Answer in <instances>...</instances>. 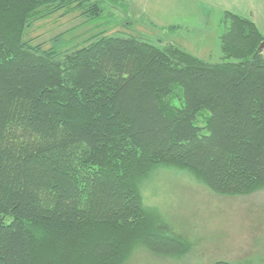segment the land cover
I'll list each match as a JSON object with an SVG mask.
<instances>
[{
    "label": "trees",
    "instance_id": "trees-1",
    "mask_svg": "<svg viewBox=\"0 0 264 264\" xmlns=\"http://www.w3.org/2000/svg\"><path fill=\"white\" fill-rule=\"evenodd\" d=\"M107 3L0 0V264L183 255L187 243L144 204L142 183L160 166L188 170L219 195L264 186L257 25L227 12L218 64L104 32L64 53L25 39L58 14L104 18ZM61 230L73 233L68 243L53 235Z\"/></svg>",
    "mask_w": 264,
    "mask_h": 264
},
{
    "label": "rangeland",
    "instance_id": "rangeland-1",
    "mask_svg": "<svg viewBox=\"0 0 264 264\" xmlns=\"http://www.w3.org/2000/svg\"><path fill=\"white\" fill-rule=\"evenodd\" d=\"M106 1L111 6L105 7L104 18L89 20L80 11L58 14L34 23L25 39L64 53L104 32L157 46L173 44L218 64L227 12L252 20L264 35V0ZM206 114H199L198 125H204ZM142 194L146 208L162 221L160 226L185 241L187 251L179 257H159L135 249L121 264H264V186L245 195H219L188 170L160 166L143 181ZM72 236L67 235V243ZM41 260L49 264L43 256Z\"/></svg>",
    "mask_w": 264,
    "mask_h": 264
},
{
    "label": "crops",
    "instance_id": "crops-1",
    "mask_svg": "<svg viewBox=\"0 0 264 264\" xmlns=\"http://www.w3.org/2000/svg\"><path fill=\"white\" fill-rule=\"evenodd\" d=\"M180 2H181V4H185V0H179ZM239 16V15H238ZM222 36V35H221ZM221 36H220V38H221ZM221 41V40H220ZM220 44H221V42H220Z\"/></svg>",
    "mask_w": 264,
    "mask_h": 264
},
{
    "label": "water",
    "instance_id": "water-1",
    "mask_svg": "<svg viewBox=\"0 0 264 264\" xmlns=\"http://www.w3.org/2000/svg\"><path fill=\"white\" fill-rule=\"evenodd\" d=\"M260 50H264V42L260 45Z\"/></svg>",
    "mask_w": 264,
    "mask_h": 264
}]
</instances>
